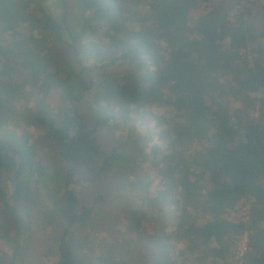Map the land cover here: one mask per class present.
I'll return each mask as SVG.
<instances>
[{
  "label": "trees",
  "instance_id": "obj_1",
  "mask_svg": "<svg viewBox=\"0 0 264 264\" xmlns=\"http://www.w3.org/2000/svg\"><path fill=\"white\" fill-rule=\"evenodd\" d=\"M254 4L241 2L228 20L222 7L200 0H0V215L14 230L0 223V264H28L36 234L27 208L45 168L23 135L2 139V124L32 86L41 98L28 117L65 165L46 219L62 230L44 233L55 244L43 255L56 258L51 264H142L81 232L108 181L136 170L127 157V144L139 139L132 125L125 141L103 151L100 133L116 109L126 123L132 115L154 123L157 141L146 157L160 179L156 193L139 196L125 214L123 242L148 244V264H231L246 233L244 264H264V48L255 32L263 21L252 20L264 13L254 16ZM121 63L132 71L107 72ZM94 88L105 104L99 114L89 99ZM161 107L172 118L153 113ZM143 180L136 183L144 191ZM85 182L103 192L90 206L73 189ZM244 201L247 222L239 216ZM163 205L175 207L173 226Z\"/></svg>",
  "mask_w": 264,
  "mask_h": 264
},
{
  "label": "rangeland",
  "instance_id": "obj_2",
  "mask_svg": "<svg viewBox=\"0 0 264 264\" xmlns=\"http://www.w3.org/2000/svg\"><path fill=\"white\" fill-rule=\"evenodd\" d=\"M203 6H207L212 9L214 6L218 5L222 7L221 17H224L228 20H233L234 18V9L238 4L243 2L247 4L248 2H254L252 5V11L254 16H259V12L264 13V0H200ZM239 2V3H238ZM252 20L263 21V23H257L255 26V32L258 36V44L260 47L264 48V17L252 18ZM134 29H137L138 26L133 24ZM259 32H262V35H259ZM255 45V46H256ZM248 53L252 58L256 57V54L249 50ZM107 72L112 73V75H120L123 73L131 72L132 66L128 63L116 64L108 67ZM23 95L16 100L13 108V114L10 115L7 121L2 124V139L6 138L10 141H15L22 135L28 143L34 145L39 159L41 160L42 165L45 168V176L42 178V188L40 193H35V185L31 184L32 193L30 195L31 200L29 201L28 211L30 219L32 221V227L36 234L34 235V241L32 242L33 247L30 249V254L28 257V264H51L55 262L56 258L51 256L50 258H45L44 252L53 248L55 245L54 242L47 241L44 233L50 234L51 232H60V226L58 222L47 221L48 213L53 211V202L51 201L55 193L61 190L60 185V173L65 169V165L60 159V154L51 144L49 139L43 137V132L40 129H37L33 126L28 117L30 111L32 110L33 102L41 98V93L38 91L37 87H27ZM100 92L97 88H94L89 95L90 103L93 104V113L99 114V107L104 106L105 104L100 101ZM50 97V98H49ZM48 105L52 108L56 104V97L54 95H49L47 98ZM116 109V115L114 118L109 121V128L103 129L100 133V141L103 145V151L108 152L112 147L113 143L117 141H125L128 134L132 133L134 136L138 137L137 142L130 141L127 145V155L130 160L136 166V170L132 175L128 176L126 179L122 180H111L108 181V192H104L105 199L98 201L94 206L91 213L90 220L88 225L83 227L81 232H87L90 239L94 245H98L97 242L108 241L106 244H111L115 246L114 254L116 257L128 258L132 261H139L142 264H148L150 247L145 242H140L129 245L123 242V238H126V235L123 232L125 230V214L128 216L130 209L134 208L137 204L136 200L139 196H153L156 193L158 188V183L160 181L158 175L154 170V166L148 160L146 155L149 156L151 147L156 143L157 138L154 136V123L148 121L142 123L135 115H132V122L126 123L119 115V111ZM102 112V111H101ZM158 115H165L166 117L172 118L173 112L171 108L161 107L153 111ZM133 126L132 131L130 132V127ZM130 132V133H129ZM150 137L151 141L146 142L143 137ZM133 139V137L131 138ZM7 141V140H6ZM140 147L143 149V154L139 157L136 156L133 152V149ZM162 149V146H160ZM136 159V161H135ZM135 161V162H134ZM160 162V161H159ZM57 172V173H56ZM139 174V175H138ZM145 180H143V178ZM142 179L145 183L144 191L142 186H139L136 182ZM148 184V185H146ZM7 194L10 195L12 192V187L10 184H7ZM76 192L80 193V200L83 205L90 206L92 202V197L98 193H103L101 189L94 187L89 182H85L81 186H76L73 188ZM57 190V191H56ZM177 193H173L176 196ZM243 206L239 212L240 218L244 221H248L250 204L248 201L243 202ZM170 206V207H169ZM163 205L165 210L170 214V223L173 226L175 223L174 212L175 207L169 205ZM3 212V208L0 206V213ZM192 213H194L192 211ZM201 216V214H200ZM247 216V218H246ZM204 217V216H202ZM58 219V217H57ZM56 219V220H57ZM200 221V219H199ZM0 223L8 228L9 232H14L13 223L9 221L5 216L1 217ZM22 232H25V228H21ZM79 232V231H77ZM105 232H110V238H105ZM97 240V241H93ZM238 239L234 251L238 247ZM88 244H91L88 242ZM129 249V251H127ZM5 251L8 254H11L12 248L7 247ZM100 251L96 250V255ZM129 253L130 255H126ZM235 254L234 252L228 256L227 262L235 264Z\"/></svg>",
  "mask_w": 264,
  "mask_h": 264
},
{
  "label": "built area",
  "instance_id": "obj_3",
  "mask_svg": "<svg viewBox=\"0 0 264 264\" xmlns=\"http://www.w3.org/2000/svg\"><path fill=\"white\" fill-rule=\"evenodd\" d=\"M247 218V216H246ZM247 234L244 233L242 236H240L238 239V247L234 251V258H235V264H244L243 262V257L248 249L247 244H248V238ZM238 241V240H237Z\"/></svg>",
  "mask_w": 264,
  "mask_h": 264
}]
</instances>
